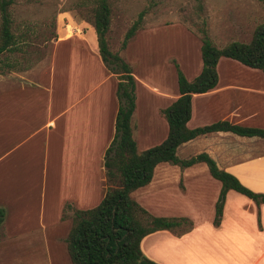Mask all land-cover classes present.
I'll return each instance as SVG.
<instances>
[{
    "label": "crops",
    "instance_id": "1",
    "mask_svg": "<svg viewBox=\"0 0 264 264\" xmlns=\"http://www.w3.org/2000/svg\"><path fill=\"white\" fill-rule=\"evenodd\" d=\"M75 30L71 37L53 41L46 62L24 70H11L8 91L0 93V98L6 97L9 103L8 107L0 104V128L10 124L11 132L19 134L10 148L0 153V162L9 156L6 153L14 154L35 139L44 151L42 187L26 188L18 195L0 193V207L6 213L4 222L13 211L17 219H24L32 208L40 222L43 220L42 226L63 224L69 231L68 220L60 221L64 206L87 210L97 206L104 196V154L115 134L118 80L101 61L97 39L90 42L80 29ZM223 59L230 60L221 58L219 62ZM219 62L216 87L192 96L187 127L195 129L227 121L264 129V73L220 74ZM132 74L136 91L143 85L142 88L153 90L154 93L146 89L150 97L156 96L155 100L148 98V107H139L136 103L134 113L148 108L155 114L161 103L166 108L179 97V92L174 95L172 90H178L175 71L168 75L170 87L156 84L157 89ZM165 123L163 139L153 126L155 139L136 143L137 150L144 151L165 140L168 132ZM201 153H206L219 169L233 175L244 187L264 194V139L213 132L177 149L181 160ZM201 175L220 186L209 204L200 199L205 190L204 183L198 180ZM220 189L221 183L211 177L204 163L187 168L168 163L157 165L151 182L132 192L131 197L137 192H149L152 204L133 199L155 217L185 218L192 226L178 233L161 230L145 236L140 244L143 255L158 264H210V258L226 254L228 258H239V262L264 264V204L256 205L230 190L221 223L215 227L212 222ZM177 248L188 253L175 257ZM201 257H207L208 262H202Z\"/></svg>",
    "mask_w": 264,
    "mask_h": 264
},
{
    "label": "rangeland",
    "instance_id": "2",
    "mask_svg": "<svg viewBox=\"0 0 264 264\" xmlns=\"http://www.w3.org/2000/svg\"><path fill=\"white\" fill-rule=\"evenodd\" d=\"M109 1L112 10L106 34L109 50L118 54L143 83L155 89L160 84L170 87L168 75L174 71L176 74L175 64L188 80H192L200 72L201 42L198 29L202 21L206 22L208 34L217 47L233 41L250 42L255 28L264 22V0ZM91 9L92 0H13L9 12L17 45L14 50L0 55V93L8 91L11 70H24L46 62L53 41L59 37H71L75 29H80L87 39H91L90 42L96 41ZM140 14L143 16L139 28L123 48L126 33ZM218 72L262 73L224 59L219 62ZM141 86L135 93L136 103L139 107H148V98L155 100L156 96L152 94L150 97L146 89L150 92L153 90ZM172 90L174 95L176 91L178 93L175 88ZM1 103L2 107L9 106L6 97L0 98ZM164 109L165 104L161 103L155 114H151L148 108L138 109L133 113L131 123L138 145L144 140L155 139L153 126L161 133L160 138H164ZM18 137L19 134L11 132L10 124L0 128V153L10 148ZM35 140L14 154L6 153L9 156L0 162V193L11 192L18 195L26 188L44 185V151L41 143ZM183 151L181 150V154ZM50 174L52 173L48 175ZM198 180L205 187L200 199L204 198L205 203L209 204L214 199L219 184L216 185L214 180L208 178L206 180L203 175ZM133 198L141 202H152L149 192H137ZM28 200L25 199L24 203L27 204ZM73 210L66 204L61 213L60 221L68 220L69 230ZM39 222L36 210L32 208L24 219H17L15 211L11 213L0 229V264H70L65 244L68 229L63 224L42 226L43 220ZM190 223H184L173 231L178 233L188 230L191 228ZM185 253H188L185 249L177 248L174 256L180 257ZM228 257L230 256L226 254L225 257L210 258L209 263L250 264L239 262V258ZM200 260L208 262L207 257H201Z\"/></svg>",
    "mask_w": 264,
    "mask_h": 264
},
{
    "label": "trees",
    "instance_id": "3",
    "mask_svg": "<svg viewBox=\"0 0 264 264\" xmlns=\"http://www.w3.org/2000/svg\"><path fill=\"white\" fill-rule=\"evenodd\" d=\"M13 0H0V55L14 50L17 39L9 8ZM92 25L97 39V49L105 67L118 80V110L115 134L104 154L105 193L99 204L87 210H74L71 228L65 239L71 264H158L141 251L142 239L161 230H174L189 220L163 218L150 215L132 197L135 190L148 185L154 169L161 163L187 168L204 163L212 178L221 183L215 203L213 225L221 223L228 191H235L256 205L264 204V194L244 187L233 175L221 170L206 153L187 160L177 157V149L198 136L213 132H230L241 137L264 139V129L242 127L227 121L189 129L191 100L194 94L214 89L218 83L217 65L221 58L260 70L264 73V22L258 25L250 42L233 41L217 47L211 40L206 22L202 21L200 34V73L188 81L175 64L179 97L166 107L162 114L168 125L165 140L144 151H138L133 135L132 116L136 108V84L131 67L108 47L106 34L111 22L109 0H92ZM142 14L125 36L123 48L139 28ZM5 210L0 207V229L5 220ZM190 223V222H189ZM192 226V224H189Z\"/></svg>",
    "mask_w": 264,
    "mask_h": 264
}]
</instances>
